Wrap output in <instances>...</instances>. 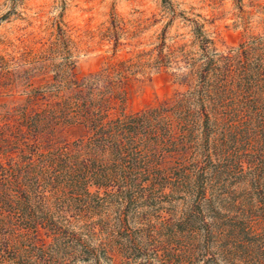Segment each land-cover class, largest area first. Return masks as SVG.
<instances>
[{
  "label": "trees",
  "instance_id": "obj_1",
  "mask_svg": "<svg viewBox=\"0 0 264 264\" xmlns=\"http://www.w3.org/2000/svg\"><path fill=\"white\" fill-rule=\"evenodd\" d=\"M136 64L107 62L83 77L67 68L40 97L31 91L42 104L23 112L14 137L1 134L0 264H112L114 238L144 221L140 203L164 197L188 203L191 232H210L207 213L217 219L227 203L220 177L262 166L264 36L208 56L195 81L182 79L186 91L128 113ZM176 216L167 222L178 235L187 221Z\"/></svg>",
  "mask_w": 264,
  "mask_h": 264
},
{
  "label": "rangeland",
  "instance_id": "obj_2",
  "mask_svg": "<svg viewBox=\"0 0 264 264\" xmlns=\"http://www.w3.org/2000/svg\"><path fill=\"white\" fill-rule=\"evenodd\" d=\"M260 36L264 0H0V136L12 139L23 112L33 101L42 104L31 91L47 92L46 82L69 67L83 77L107 62L136 61L125 108L137 112L186 91L182 79L195 81L208 56L217 59ZM263 152L262 166L245 163L242 172L236 165L216 182L227 203L217 219L207 213L210 232L188 229L196 219H188L184 199L158 198L154 208L141 202L144 221L114 238L112 264H264ZM116 210L111 206V216ZM171 214L187 221V231L173 234ZM117 240L131 241L129 248ZM156 249L161 260L152 259Z\"/></svg>",
  "mask_w": 264,
  "mask_h": 264
}]
</instances>
